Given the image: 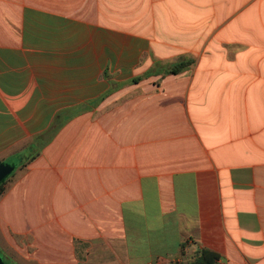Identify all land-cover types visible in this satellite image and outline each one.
Returning <instances> with one entry per match:
<instances>
[{"label":"crops","instance_id":"obj_1","mask_svg":"<svg viewBox=\"0 0 264 264\" xmlns=\"http://www.w3.org/2000/svg\"><path fill=\"white\" fill-rule=\"evenodd\" d=\"M11 157L15 264H264V0H0Z\"/></svg>","mask_w":264,"mask_h":264},{"label":"rangeland","instance_id":"obj_2","mask_svg":"<svg viewBox=\"0 0 264 264\" xmlns=\"http://www.w3.org/2000/svg\"><path fill=\"white\" fill-rule=\"evenodd\" d=\"M91 32L92 31H89V39H90V36L93 35L92 39L99 40V39L95 38L94 34H92ZM97 35L100 36V38L102 40H104V42L106 40H108V39H113L114 37H116L115 35L108 34L107 32L98 33ZM119 39H123V37L119 36ZM89 46H91V42L90 41H89ZM88 52L92 53V52H94V50L92 48H89ZM5 162L8 163V164H17L18 163L17 160H15L14 157H11L10 159L6 160ZM2 191H3V187H2L1 192ZM1 192H0V194H1ZM99 251L100 250H97V251L94 250V252H92V254L89 256L88 262L87 263L83 262L82 264H126L124 258H121V263H120L119 262V258L113 257L111 252L107 250L106 244L104 245V249H103V252H104L103 255H102L103 257L98 255ZM28 252H30V251H28ZM10 254L12 255V257H15L17 260L21 261V264H38V263H36L34 261H28L24 256L21 257V258H25L26 260L20 259L19 258V254H15L13 252L12 253L10 252ZM0 256L5 261V263H7V264H15L10 259L6 258L1 251H0ZM194 258L193 259H186L184 262H192L194 260Z\"/></svg>","mask_w":264,"mask_h":264},{"label":"trees","instance_id":"obj_3","mask_svg":"<svg viewBox=\"0 0 264 264\" xmlns=\"http://www.w3.org/2000/svg\"><path fill=\"white\" fill-rule=\"evenodd\" d=\"M184 66V64H179V66H177V69L178 68H181V67H183ZM174 72V71H173ZM106 73V72H105ZM12 174V172L10 173V175ZM10 175H8L6 178H5V180H4V182L8 179V177L10 176ZM4 182L3 183H1L0 184V192H1V190H2V185L4 184ZM215 256L213 255V254H211V253H209V252H206V251H201V252H197V254L195 255V258H194V260L192 261V262H190V263H187V264H214V260H215ZM4 261V260H3ZM5 262V261H4Z\"/></svg>","mask_w":264,"mask_h":264},{"label":"water","instance_id":"obj_4","mask_svg":"<svg viewBox=\"0 0 264 264\" xmlns=\"http://www.w3.org/2000/svg\"><path fill=\"white\" fill-rule=\"evenodd\" d=\"M13 170V165H10L5 162H0V184L4 182L5 178L10 175ZM0 264H7L3 261L2 257L0 256Z\"/></svg>","mask_w":264,"mask_h":264}]
</instances>
